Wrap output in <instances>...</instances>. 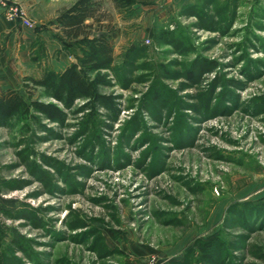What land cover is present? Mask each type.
<instances>
[{"label": "rangeland", "instance_id": "374dc122", "mask_svg": "<svg viewBox=\"0 0 264 264\" xmlns=\"http://www.w3.org/2000/svg\"><path fill=\"white\" fill-rule=\"evenodd\" d=\"M75 1L16 0L0 92L56 103L30 80L78 53L50 24ZM100 8L110 105L0 121V264H264V0Z\"/></svg>", "mask_w": 264, "mask_h": 264}, {"label": "trees", "instance_id": "16d2710c", "mask_svg": "<svg viewBox=\"0 0 264 264\" xmlns=\"http://www.w3.org/2000/svg\"><path fill=\"white\" fill-rule=\"evenodd\" d=\"M142 0H112L114 8L123 9ZM101 0H76L61 11L50 24L55 25L56 36L64 45L68 43L76 52L73 60L64 70H47L38 80L31 79L34 88L42 89L46 96L56 103L32 100L16 90L0 92V121L11 118L35 120L40 115L49 122L60 121L64 111L75 101L83 100V107H95L99 103H111L112 97L98 92V86L105 83L102 71L110 70L114 62V51L110 44L113 31L111 19L104 20ZM264 210V199L259 201ZM214 241L198 246L207 259H210Z\"/></svg>", "mask_w": 264, "mask_h": 264}, {"label": "crops", "instance_id": "0c3cea01", "mask_svg": "<svg viewBox=\"0 0 264 264\" xmlns=\"http://www.w3.org/2000/svg\"><path fill=\"white\" fill-rule=\"evenodd\" d=\"M16 26L10 21L5 20L0 16V79H3L9 74L12 68L7 66V61L10 59L9 50L16 40H19V43L22 42V39L16 36ZM7 40L6 45H3L2 37Z\"/></svg>", "mask_w": 264, "mask_h": 264}, {"label": "built area", "instance_id": "2783aa9c", "mask_svg": "<svg viewBox=\"0 0 264 264\" xmlns=\"http://www.w3.org/2000/svg\"><path fill=\"white\" fill-rule=\"evenodd\" d=\"M0 16L21 28H33L28 11L23 5L17 4L16 0H0ZM146 264H155V259L150 258Z\"/></svg>", "mask_w": 264, "mask_h": 264}]
</instances>
